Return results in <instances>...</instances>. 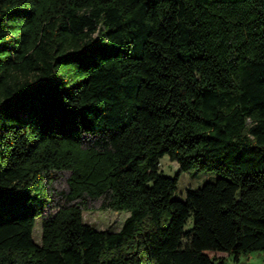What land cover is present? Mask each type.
I'll return each instance as SVG.
<instances>
[{"label":"trees","instance_id":"trees-1","mask_svg":"<svg viewBox=\"0 0 264 264\" xmlns=\"http://www.w3.org/2000/svg\"><path fill=\"white\" fill-rule=\"evenodd\" d=\"M191 167L216 176L174 196ZM93 198L128 210L119 229L83 220ZM254 249L264 0H0V264H224Z\"/></svg>","mask_w":264,"mask_h":264},{"label":"rangeland","instance_id":"rangeland-1","mask_svg":"<svg viewBox=\"0 0 264 264\" xmlns=\"http://www.w3.org/2000/svg\"><path fill=\"white\" fill-rule=\"evenodd\" d=\"M159 167L167 174H173L178 169V162L169 158L167 153L160 156ZM68 169H63L59 175L52 181L53 199L51 204L52 209H55V204L63 203L65 201L64 196L60 193L61 190H66ZM216 176L215 171L209 169H199L195 167L188 168L181 171L178 177L176 188L173 195L183 197L185 188L197 187L205 180H212ZM101 198L89 199L88 206L82 209V218L84 221L93 224L96 228H107L117 230L120 228L124 218L128 214L126 209H113L101 207ZM47 207L45 211H47ZM191 223V217H188L186 226ZM32 237L36 242H40L41 237V217L36 216L33 228ZM224 255V264H264V250L254 249L248 252L242 253L237 259L232 257V254L228 252H221ZM151 264H157L152 262ZM216 264V263H214Z\"/></svg>","mask_w":264,"mask_h":264}]
</instances>
